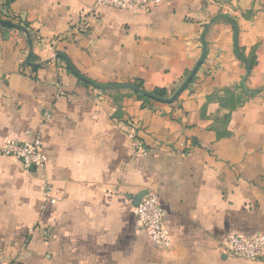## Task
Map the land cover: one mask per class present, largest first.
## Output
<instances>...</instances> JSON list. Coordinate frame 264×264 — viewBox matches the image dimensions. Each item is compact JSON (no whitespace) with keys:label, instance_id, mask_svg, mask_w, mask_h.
<instances>
[{"label":"crops","instance_id":"0c3cea01","mask_svg":"<svg viewBox=\"0 0 264 264\" xmlns=\"http://www.w3.org/2000/svg\"><path fill=\"white\" fill-rule=\"evenodd\" d=\"M95 1L8 0L28 35L0 26V147L39 134L45 168L0 156V264H264L225 247L264 233V0H169L139 15ZM219 15L236 23L240 57L232 24L215 21L171 104L97 89L57 57L95 83L171 97ZM148 193L168 247L133 215Z\"/></svg>","mask_w":264,"mask_h":264},{"label":"built area","instance_id":"2783aa9c","mask_svg":"<svg viewBox=\"0 0 264 264\" xmlns=\"http://www.w3.org/2000/svg\"><path fill=\"white\" fill-rule=\"evenodd\" d=\"M8 0H0V19L10 21ZM169 0H96L94 8L108 7L115 11H125L134 15L144 14ZM0 156L18 161L25 171L31 166L42 171L45 157L42 153V140L39 134L29 142L10 141L0 147ZM52 186L43 180L42 197L45 204H54ZM140 228L146 236L159 247L170 245V233L164 222V213L156 195L148 193L132 209ZM226 251L248 260L264 257V233L253 239L233 237L227 241Z\"/></svg>","mask_w":264,"mask_h":264},{"label":"water","instance_id":"95a60500","mask_svg":"<svg viewBox=\"0 0 264 264\" xmlns=\"http://www.w3.org/2000/svg\"><path fill=\"white\" fill-rule=\"evenodd\" d=\"M219 19H225V20L229 21L232 24V26L234 28V31H235V33H234V52L239 57V53H238V50H237V25H236V23L233 21V19H231L230 17L225 16V15H219V16L214 17L213 19L210 20V22L208 24H206L204 26L203 31L201 33V36H200L201 54H200V57H199L197 63L195 64L194 68L191 70V72L189 73V75L187 76L185 81L180 85V87L173 93V95L170 98H159V97L153 95L151 92L146 91L144 89H141V88H139V87H137L135 85H132V84L104 85V84L95 83V82L87 79L83 75H81L73 67V65L71 64L69 59L64 54L57 53V57L61 58V59H63L65 61L67 68L70 70V72L75 77H77L79 80L84 81V82L88 83L89 85H91V86H93V87H95L97 89H100V90H103V89H117V88L129 89V90L133 91L134 93H137V94H139V95H141L143 97H146L148 99H151V100H153L155 102L162 103V104H171V103L175 102L178 99V97L181 95V93L184 92V90L189 86L190 82L192 81V79L196 75L199 67L201 66L202 62L204 61L205 56H206V51H207V47H206V43H205V35H206L207 30L210 27V25L213 24L215 21H217ZM0 26L6 27L8 29H16V30L22 31L26 35H28V33H27V31H26V29L24 27H22L19 24L12 23L11 21H8V20H1L0 19ZM28 44H29V51H31L32 47H31V41L30 40H28ZM243 61L245 63V68H246V75H245L244 81H243V83H244L246 78H247V76L249 75V72H250V64L246 60H243ZM29 170L34 172L35 171V167L31 166L29 168Z\"/></svg>","mask_w":264,"mask_h":264},{"label":"trees","instance_id":"16d2710c","mask_svg":"<svg viewBox=\"0 0 264 264\" xmlns=\"http://www.w3.org/2000/svg\"><path fill=\"white\" fill-rule=\"evenodd\" d=\"M7 6H8V1H7ZM33 61H34L33 56L30 55L29 58H28V61L24 64V66H29V67H31V68L34 69L36 67V65L33 63ZM193 80H194V78L192 79V81L190 82V84L193 82ZM135 86H137V87H139V88L142 89L141 83H137V84H135ZM151 93L153 95L159 97V98H168L167 97V94H166V92L164 90L155 89ZM135 94L137 95V97H139L141 99H145V100L148 99V98L143 97V96H141V95H139L137 93H135Z\"/></svg>","mask_w":264,"mask_h":264},{"label":"rangeland","instance_id":"374dc122","mask_svg":"<svg viewBox=\"0 0 264 264\" xmlns=\"http://www.w3.org/2000/svg\"><path fill=\"white\" fill-rule=\"evenodd\" d=\"M168 98H170V97H168Z\"/></svg>","mask_w":264,"mask_h":264}]
</instances>
